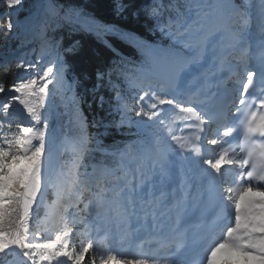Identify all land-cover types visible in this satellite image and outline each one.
I'll use <instances>...</instances> for the list:
<instances>
[{
    "label": "snow or ice",
    "instance_id": "obj_1",
    "mask_svg": "<svg viewBox=\"0 0 264 264\" xmlns=\"http://www.w3.org/2000/svg\"><path fill=\"white\" fill-rule=\"evenodd\" d=\"M0 6L10 17L22 0ZM145 12L169 43L155 49V70L125 76L131 104L116 93L120 124L136 127L138 142L109 153L88 134L62 56L43 69L40 59L21 60L16 68L28 75L7 92L0 83V257L8 264H84L90 252V264H264V0H152ZM92 23L97 35L145 46ZM111 75L97 72V80L111 83ZM57 93L80 129L61 145L50 123ZM92 153L114 163H85ZM196 213L191 231L184 225ZM133 220L143 222V238Z\"/></svg>",
    "mask_w": 264,
    "mask_h": 264
},
{
    "label": "trees",
    "instance_id": "obj_2",
    "mask_svg": "<svg viewBox=\"0 0 264 264\" xmlns=\"http://www.w3.org/2000/svg\"><path fill=\"white\" fill-rule=\"evenodd\" d=\"M42 2L22 0V6L17 7L14 15L32 26L39 16ZM151 3L152 0H46L45 3L46 37L59 44L58 52L66 65L65 75L73 84L79 108L89 125L88 134L100 141L109 153L139 140L132 126L120 124L115 97L120 91L131 104V92L126 87L125 76L133 78V69L147 61L150 45L156 42L158 34L154 21L145 12ZM48 4L55 6V13L47 10ZM70 8L80 9L82 14L78 17L68 11ZM92 21L114 25L124 32L132 33L145 46L138 47L117 35H97L96 25ZM6 25L5 20L0 23V83L5 85L7 92L8 87L24 72L18 70L17 63L10 58L18 46L17 39L7 33ZM70 48L73 50L68 51ZM109 70H112L111 83L107 76L103 81L97 80V72L107 73ZM114 85L117 87L114 88ZM6 97V93H0V103ZM50 112V123L58 145L63 144L66 138L73 140L80 136V129L73 120V108L65 105L59 93L51 98ZM130 115L134 119L133 113ZM67 158L68 155L61 151V161ZM101 158L110 164L115 160L110 155L102 157L100 153H92L87 156L85 163L91 165ZM51 199L53 193L49 190L48 200ZM74 247L77 251L81 250L76 242ZM0 260L6 261L7 257H0ZM90 261L91 252L86 254L84 264H90Z\"/></svg>",
    "mask_w": 264,
    "mask_h": 264
},
{
    "label": "rangeland",
    "instance_id": "obj_3",
    "mask_svg": "<svg viewBox=\"0 0 264 264\" xmlns=\"http://www.w3.org/2000/svg\"><path fill=\"white\" fill-rule=\"evenodd\" d=\"M1 9L3 14H6L7 17L6 22L8 23L9 19H11L13 23L12 14L9 17V15L7 14V10L4 9L2 6H0V10ZM0 20H3L2 16L0 17ZM6 30L10 37H14L17 39V45L19 49L13 52L11 55L12 60L15 61L16 63H18L21 60L35 63L38 59H40L41 63L39 64V67L43 69L47 67L49 64L56 62L58 55L60 56L57 47H55L56 42L51 41L50 37L45 36L46 26L43 24H40L37 29L38 31L36 33V36H38L39 39L36 41H34L33 38L34 36L32 34V31L30 28L28 30V24L25 21H21L20 23H18L16 26V30L13 29L11 31H8V29ZM166 39H167L166 37H162L161 41L167 42ZM26 75H28V73H25L23 76ZM70 95L71 93H69V96ZM79 240L81 241V239Z\"/></svg>",
    "mask_w": 264,
    "mask_h": 264
},
{
    "label": "water",
    "instance_id": "obj_4",
    "mask_svg": "<svg viewBox=\"0 0 264 264\" xmlns=\"http://www.w3.org/2000/svg\"><path fill=\"white\" fill-rule=\"evenodd\" d=\"M61 152L58 151V156L60 157ZM54 163H58V161H54Z\"/></svg>",
    "mask_w": 264,
    "mask_h": 264
},
{
    "label": "bare ground",
    "instance_id": "obj_5",
    "mask_svg": "<svg viewBox=\"0 0 264 264\" xmlns=\"http://www.w3.org/2000/svg\"><path fill=\"white\" fill-rule=\"evenodd\" d=\"M34 38V37H33ZM30 49V48H29Z\"/></svg>",
    "mask_w": 264,
    "mask_h": 264
}]
</instances>
